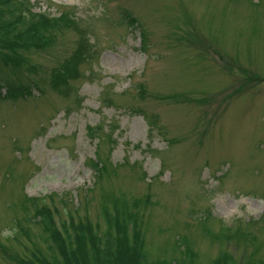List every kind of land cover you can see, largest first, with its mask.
<instances>
[{
    "label": "rangeland",
    "instance_id": "obj_1",
    "mask_svg": "<svg viewBox=\"0 0 264 264\" xmlns=\"http://www.w3.org/2000/svg\"><path fill=\"white\" fill-rule=\"evenodd\" d=\"M29 1L55 18L18 49L28 96L0 100V264L56 252L69 213L101 234L121 195L153 264H264V0ZM42 205L55 227L28 221Z\"/></svg>",
    "mask_w": 264,
    "mask_h": 264
},
{
    "label": "trees",
    "instance_id": "obj_2",
    "mask_svg": "<svg viewBox=\"0 0 264 264\" xmlns=\"http://www.w3.org/2000/svg\"><path fill=\"white\" fill-rule=\"evenodd\" d=\"M31 16L33 15L19 2L0 0V59L2 65L10 72L0 84V88L4 87L5 89L3 94L5 98L14 97L23 89L16 82L15 76L21 63L18 49H27V45H31L35 41L32 38L37 33L34 29L38 25L34 24H38L39 19H34ZM124 17L131 27L134 26L136 22L134 18L126 12ZM35 47H37L36 42ZM62 67L64 70L52 74L50 82L53 84L67 83L62 74H72L66 69V65ZM58 78L61 80L60 82L56 81ZM128 210L127 204L120 201L118 197L108 200L107 204L100 206V214L104 218L103 229L98 230L101 231V234L96 232L92 234V222L86 217L85 220H79L77 225L85 227L87 233L81 231L71 237L68 232L63 230L69 236L67 239L56 233L54 239L58 240V250L51 251L48 256L34 255L32 262L34 264H148L149 260L144 252H141V249L132 248L131 244L127 242L128 238L124 229L126 225L121 224V218ZM38 215L42 217L40 214ZM120 233H123L122 240L118 237Z\"/></svg>",
    "mask_w": 264,
    "mask_h": 264
}]
</instances>
